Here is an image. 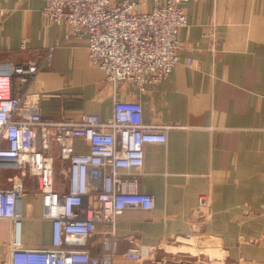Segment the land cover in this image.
<instances>
[{
  "label": "crops",
  "instance_id": "1",
  "mask_svg": "<svg viewBox=\"0 0 264 264\" xmlns=\"http://www.w3.org/2000/svg\"><path fill=\"white\" fill-rule=\"evenodd\" d=\"M43 6V0H0V62L38 63L20 94H43L46 115L104 119L116 97L136 99L145 123L166 127L167 142L145 146L140 171L122 169L127 177L140 173L136 188L153 196L154 207H128L116 217L109 264H185L172 240L191 230L216 245L209 248L217 252L214 264H264V0H187L179 63L145 91L127 82L113 89L91 62L87 38L68 36L67 21L48 22ZM153 6L149 0L146 8ZM189 56L193 67L186 65ZM75 144L88 151L82 138ZM32 191L22 203V244L48 248L52 221L42 217L41 193ZM201 194L211 198L209 219L198 215ZM0 226V264H7L9 223L3 219ZM109 229L99 221L79 246L102 252ZM129 237L157 249L145 259H127Z\"/></svg>",
  "mask_w": 264,
  "mask_h": 264
},
{
  "label": "built area",
  "instance_id": "2",
  "mask_svg": "<svg viewBox=\"0 0 264 264\" xmlns=\"http://www.w3.org/2000/svg\"><path fill=\"white\" fill-rule=\"evenodd\" d=\"M43 1L41 12L48 22L67 21L68 36L87 38L91 62L104 71L113 89L127 82L145 91L147 85L167 78L179 63V33L188 24L187 0H154L151 9L146 8L149 0ZM51 55L50 50L48 57ZM194 63L189 56L186 65L193 67ZM38 69L36 60L0 62V177L13 171L0 182V221L9 223L6 262L109 264L116 255V217L128 207H154L153 196L136 188L140 173L127 177L122 169L140 171L145 146L167 142L166 127L145 123L139 100L117 97L113 113L106 119L98 113L46 115L43 94H20V85L30 82ZM77 138L86 142L88 151L77 149ZM58 161L63 164L61 183L56 179ZM29 178L42 195V217L52 221L53 239L48 248L22 244V203ZM92 196L98 208L92 204ZM210 207V196L201 194L197 205L200 219L211 217ZM99 221L108 223L110 229L103 239L105 250L93 255L79 245ZM129 242L122 253L127 259H145L157 249L135 237H129ZM172 243L175 247H216L194 230L176 235Z\"/></svg>",
  "mask_w": 264,
  "mask_h": 264
},
{
  "label": "rangeland",
  "instance_id": "3",
  "mask_svg": "<svg viewBox=\"0 0 264 264\" xmlns=\"http://www.w3.org/2000/svg\"><path fill=\"white\" fill-rule=\"evenodd\" d=\"M63 168V164L58 161L57 162V171H56V179L58 183H61L63 180V173L61 169ZM12 170H7L3 177H0V182H5V176L12 174ZM61 181V182H60ZM27 189L26 192H33L32 190H36V183L32 181L30 178L26 180ZM209 238V237H208ZM210 239V238H209ZM174 249H183L184 252H179L184 256L185 264H214L215 256L217 254L216 250H210L209 248H200V247H186V246H176ZM193 253V254H192ZM195 254V255H194Z\"/></svg>",
  "mask_w": 264,
  "mask_h": 264
}]
</instances>
